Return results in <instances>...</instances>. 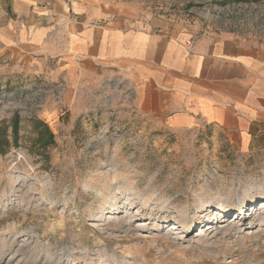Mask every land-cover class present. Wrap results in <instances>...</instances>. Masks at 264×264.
Masks as SVG:
<instances>
[{"label":"rangeland","instance_id":"374dc122","mask_svg":"<svg viewBox=\"0 0 264 264\" xmlns=\"http://www.w3.org/2000/svg\"><path fill=\"white\" fill-rule=\"evenodd\" d=\"M98 2L264 41V0ZM9 57L0 264H264V138L242 150L205 123L153 125L117 90L74 109L61 86L12 70Z\"/></svg>","mask_w":264,"mask_h":264},{"label":"crops","instance_id":"0c3cea01","mask_svg":"<svg viewBox=\"0 0 264 264\" xmlns=\"http://www.w3.org/2000/svg\"><path fill=\"white\" fill-rule=\"evenodd\" d=\"M98 1L0 0V60L8 53L12 70L61 86L74 109L117 90L153 125L205 123L242 150L264 138V41L198 34Z\"/></svg>","mask_w":264,"mask_h":264},{"label":"trees","instance_id":"16d2710c","mask_svg":"<svg viewBox=\"0 0 264 264\" xmlns=\"http://www.w3.org/2000/svg\"><path fill=\"white\" fill-rule=\"evenodd\" d=\"M6 140H5V137H0V150H1V148H3L2 146L3 145H6Z\"/></svg>","mask_w":264,"mask_h":264}]
</instances>
